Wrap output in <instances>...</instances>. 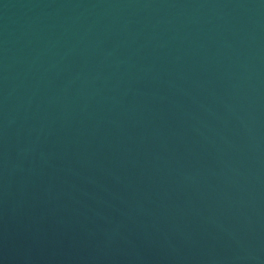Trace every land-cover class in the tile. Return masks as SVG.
<instances>
[{
    "label": "water",
    "instance_id": "95a60500",
    "mask_svg": "<svg viewBox=\"0 0 264 264\" xmlns=\"http://www.w3.org/2000/svg\"><path fill=\"white\" fill-rule=\"evenodd\" d=\"M0 264H264V0H0Z\"/></svg>",
    "mask_w": 264,
    "mask_h": 264
}]
</instances>
